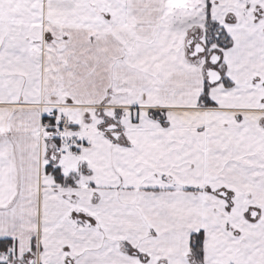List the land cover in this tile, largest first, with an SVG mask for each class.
<instances>
[{"label": "snow or ice", "instance_id": "obj_1", "mask_svg": "<svg viewBox=\"0 0 264 264\" xmlns=\"http://www.w3.org/2000/svg\"><path fill=\"white\" fill-rule=\"evenodd\" d=\"M0 264H264V0H0Z\"/></svg>", "mask_w": 264, "mask_h": 264}]
</instances>
